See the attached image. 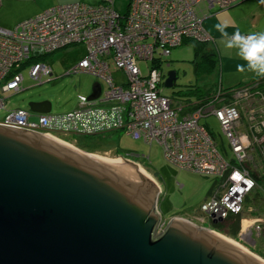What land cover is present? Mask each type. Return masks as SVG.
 Instances as JSON below:
<instances>
[{"label": "built area", "instance_id": "1", "mask_svg": "<svg viewBox=\"0 0 264 264\" xmlns=\"http://www.w3.org/2000/svg\"><path fill=\"white\" fill-rule=\"evenodd\" d=\"M240 1L130 0L124 13L115 8L114 0L98 4L75 1L48 7L20 20L11 30L0 27V110H6L7 93L24 89L23 69L42 84L54 70L41 59L70 45H84V49L67 73H89L108 83L104 88L99 82L101 93L96 99L79 95L73 110L10 109L0 124L41 132L70 145L74 144L64 135L124 131L149 144L156 140L165 157L180 168L220 180L218 189L201 204L199 214L177 217L205 226L208 220L241 214L239 240L255 248V237H264V210L251 209L247 202L251 198L250 202L264 204V188L247 165L254 157L264 164V152L256 153L259 146L264 147V107L252 105L257 97L252 90L255 85L240 86L229 102L223 100L220 86L215 99L203 104L198 99L191 111L186 102L163 93V65L172 50L186 39L212 40L198 5L222 10ZM2 3L0 0V7ZM143 61H151L148 73L140 65ZM116 70L127 74L126 82L115 80ZM245 110L248 120L240 122ZM210 114L218 117L229 139L230 160L219 150L211 130L201 123L202 117ZM100 154L110 156L111 151ZM157 210L162 216L156 230L159 235L172 218H164L159 205Z\"/></svg>", "mask_w": 264, "mask_h": 264}, {"label": "water", "instance_id": "2", "mask_svg": "<svg viewBox=\"0 0 264 264\" xmlns=\"http://www.w3.org/2000/svg\"><path fill=\"white\" fill-rule=\"evenodd\" d=\"M176 79L171 71L165 85ZM100 93L98 82L90 98ZM29 107L49 113L53 106ZM123 160L0 124V264H264L183 218L157 235L160 188L137 162Z\"/></svg>", "mask_w": 264, "mask_h": 264}, {"label": "rangeland", "instance_id": "3", "mask_svg": "<svg viewBox=\"0 0 264 264\" xmlns=\"http://www.w3.org/2000/svg\"><path fill=\"white\" fill-rule=\"evenodd\" d=\"M89 1L94 2L93 0ZM61 2L63 1L3 0L2 6L0 7V27L11 30L23 18L37 14ZM129 2L130 0H114L115 8L119 12L124 13L127 10ZM187 41L174 48L172 54L165 58L166 63L163 65V72L165 73L164 81L171 71L177 72L175 86L167 87L165 84L163 85V93L170 97L178 98L177 91L180 90L181 92L184 90L185 92L189 87L196 85L206 89L211 88L213 92L215 89H218V80L215 79L218 72L214 71L213 74H205L202 76L196 75L195 63L193 61L195 57L194 45ZM80 53L62 48L44 56L41 60L52 65L54 72L53 75L42 84H38L36 80L29 76L28 71L23 69L25 78L23 82L24 89L19 92H9L6 94V110H0V120L7 113V110L20 108L30 110L29 103L31 101L50 100L53 106L51 110L52 113L66 112L78 106L79 95H91L96 82H100L103 87L106 88L108 86L106 80L103 78L99 79L93 74L67 73L69 68L77 61L76 59ZM168 63L169 65H167ZM140 65L144 73H148V66L151 65V61L140 62ZM114 78L118 83H123L127 81L128 76L123 70H116L114 72ZM263 98L261 96L255 97L252 101V105H264ZM180 100L185 103L182 99ZM244 106V108H247V103H244ZM246 111L247 110L243 113L240 122H246V120H248V111ZM33 115V118H36L37 114L35 112H33ZM201 123L206 124L211 130L219 150L226 159L230 160L233 157V151L218 117L214 114L204 116L201 119ZM64 138L77 146L80 145L94 151L92 152L94 154L102 155L97 151L112 149L115 154L140 163L153 177L142 170V168L141 171L148 174L158 187L160 186L161 188V191L158 192V205L163 217L168 220L178 215L192 217L199 214L201 204L211 193L218 189L220 183V180L214 175H203L188 171L169 161L164 155L161 144L156 140L150 145L143 140L134 139L124 131H114L100 135L68 134L64 135ZM223 146H225L228 153H226ZM107 157H114V155L111 154ZM252 163L254 167L262 166V161L258 157H254ZM253 201L254 200L251 201L252 203L250 202L251 209L262 207V210H264V204H255ZM194 224L202 226L200 223L194 222ZM213 224V220H208L207 224L202 227L233 239L239 246L247 250L245 247H249V245L240 241L239 237L233 238L230 235L214 229ZM255 239L257 240L255 248L252 246L249 248L252 253H254L253 255L256 257L260 256L264 259V237H255ZM247 252L249 251L247 250ZM260 257L258 258L261 259Z\"/></svg>", "mask_w": 264, "mask_h": 264}, {"label": "crops", "instance_id": "4", "mask_svg": "<svg viewBox=\"0 0 264 264\" xmlns=\"http://www.w3.org/2000/svg\"><path fill=\"white\" fill-rule=\"evenodd\" d=\"M62 1L63 2L61 3L83 1L89 4H98L100 2V0H93L94 2H91L89 0H62ZM197 11H198V14L203 18V24H204L205 29L212 36L210 47L215 48L216 51L218 52L219 65H218V68L216 69V72L218 73H217V76L215 77V79L218 80L217 81V83H219L218 85H222L224 87L225 86L231 87V86H237L241 84H250L260 79H264V76L257 75L247 69L246 67L247 61L243 60L241 57H239L236 54V52L238 51L237 47H233L232 49H226L224 47V41L231 38L232 33L237 28L240 30L242 34L264 31V0H242L236 5L230 8H227V9H222V10H218L216 7L208 10V8L206 7V4L201 3L198 5ZM218 23H224L227 25L225 29V31L228 33L227 37H222L221 32L217 30L216 25ZM190 40L192 39H186L185 41L191 42L194 45V42ZM64 48L65 50L66 49L69 51L73 50V51H77L78 53H80L81 51L80 54L83 53V49H84L82 45H70ZM78 58L76 60H78ZM238 64L244 65L245 67L242 70H238L237 69ZM164 84H165V81H164ZM93 92H94V89H93ZM93 92L91 94H93ZM72 147H75L77 149H81L84 151H88V152L89 151L94 152L80 145L77 146L74 144L72 145ZM100 151L101 152L111 151V154H113L114 157L120 156L118 154H115V152L112 149L100 150ZM100 151H97V152H100ZM187 217L189 216H186V218Z\"/></svg>", "mask_w": 264, "mask_h": 264}, {"label": "trees", "instance_id": "5", "mask_svg": "<svg viewBox=\"0 0 264 264\" xmlns=\"http://www.w3.org/2000/svg\"><path fill=\"white\" fill-rule=\"evenodd\" d=\"M193 41V40H192ZM194 42V47H195V57H194V63H195V73L197 76H202L205 74H211L216 69L218 68L219 65V56L218 52L216 51L215 48L210 47L211 41L207 42H200V41H193ZM219 84V83H218ZM255 85V87L252 89L258 97L261 96L263 98V89H264V79H260L258 81H255L250 84H241L237 86H231V87H224L221 85H218V87L221 86V91L223 94H221L222 97H224V101L229 102L230 99H233V94L236 89H238L240 86H247V85ZM217 87V88H218ZM217 89L213 92V89L211 88H204L201 86H192L186 89L184 92L180 90L177 91L178 93V98L182 99L187 103V107L189 111L195 109L197 105H194L193 103L196 102V100L200 99L202 100V103H207L210 100L215 99ZM264 101V98H263ZM257 108L259 107H264L262 104L256 105ZM258 151L256 153L262 154L264 152V147L259 146ZM253 159H251L247 165L249 168H251V171L254 175V177L258 180L262 188H264V164L261 167L258 166H253L252 163ZM261 192H259L260 194ZM258 195V194H256ZM258 198V196H257ZM250 203L251 198H248ZM241 219L242 215L241 214H231L227 218H225L222 221H219L216 224H213V228L217 229L227 235H230L233 238H237L239 231H240V225H241Z\"/></svg>", "mask_w": 264, "mask_h": 264}, {"label": "clouds", "instance_id": "6", "mask_svg": "<svg viewBox=\"0 0 264 264\" xmlns=\"http://www.w3.org/2000/svg\"><path fill=\"white\" fill-rule=\"evenodd\" d=\"M227 25L218 23L216 28L221 32L222 37H227L225 31ZM226 49L237 47L236 54L247 61V69L257 75L264 76V31L242 34L237 28L231 38L224 41ZM244 65H237L238 70H242Z\"/></svg>", "mask_w": 264, "mask_h": 264}, {"label": "bare ground", "instance_id": "7", "mask_svg": "<svg viewBox=\"0 0 264 264\" xmlns=\"http://www.w3.org/2000/svg\"><path fill=\"white\" fill-rule=\"evenodd\" d=\"M61 142V141H60ZM63 143V142H62ZM64 144H66V145H69V146H72V145H70V144H67V143H64ZM94 156H96L97 158H100V159H104V160H108V161H112V162H116V163H125V161L123 160V159H121L120 157L119 158H115V157H107V156H103V155H99V154H94ZM138 167H139V169L141 170V168H142V170H144L145 172H147V170L145 169V167H143L141 164H138ZM148 173V172H147ZM149 175H151L150 173H148ZM152 176V175H151ZM153 177V176H152ZM160 188V187H159ZM161 189V188H160ZM215 233H217V232H215ZM217 235L218 236H220L221 238H223V239H225V240H227V241H229V242H232L233 244H235V245H237V246H239V244L236 242V241H234L233 239H231V238H229V237H227V236H225V235H222V234H218L217 233ZM243 246V245H242ZM240 248H242L241 246H239ZM245 247V246H244ZM246 248V247H245ZM243 249V248H242ZM247 249V248H246ZM245 250V249H244ZM248 250V249H247ZM247 250H245V251H247ZM249 251V250H248ZM251 254H254V253H252L251 251H249ZM255 256V255H254ZM258 256V255H257ZM258 257H260V256H258ZM261 258V257H260ZM262 259V258H261ZM260 259V260H261ZM264 259H262V261H263Z\"/></svg>", "mask_w": 264, "mask_h": 264}, {"label": "flooded vegetation", "instance_id": "8", "mask_svg": "<svg viewBox=\"0 0 264 264\" xmlns=\"http://www.w3.org/2000/svg\"><path fill=\"white\" fill-rule=\"evenodd\" d=\"M126 162L130 163L131 165H134L136 163V162H133L132 160H128V159H126Z\"/></svg>", "mask_w": 264, "mask_h": 264}]
</instances>
